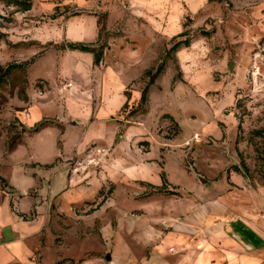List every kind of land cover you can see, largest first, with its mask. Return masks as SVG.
Listing matches in <instances>:
<instances>
[{
    "label": "crops",
    "instance_id": "obj_1",
    "mask_svg": "<svg viewBox=\"0 0 264 264\" xmlns=\"http://www.w3.org/2000/svg\"><path fill=\"white\" fill-rule=\"evenodd\" d=\"M30 1L28 9H12V20L0 17L1 65L5 69L14 63L18 70L29 62L24 84L29 99H19L20 109L9 116L0 114V122L17 124L19 130L12 148L10 132H0L4 180L0 181V264H36L39 251L45 246L52 249L54 220L61 214L82 218L85 225L97 223L100 230L104 226L112 239L109 259L113 262L120 260L116 244L121 234L143 252L139 264H264L262 223L253 226L241 217L236 223L228 220L232 213L225 198L211 195L200 205L194 194L198 182L174 179V171L184 167L176 139L165 148V138L147 129L145 119L131 121L123 115L126 105L132 107L141 99V87L134 80L150 68V61L141 62L146 56L141 49L134 50L133 58L127 54L126 61L117 58L105 68L102 55L97 61L93 52L68 47L69 43L96 46L100 12L110 10L117 1ZM0 6L5 12L11 8L4 0ZM165 6L160 3L158 10ZM179 27L167 34L163 24L158 34L143 36V41L165 43L182 33L183 26ZM166 68L152 88L164 86V76L174 75L172 67ZM64 82H72V89L62 92L59 86ZM152 136L157 146L138 145V140ZM91 142L110 150L96 166H105L109 173L104 186H111L110 204L104 186L93 199L79 188L82 170L74 168ZM164 174L165 188L182 192V197L159 191ZM75 176L79 183L73 181ZM74 187L79 189L68 196ZM131 199L147 200L148 210L150 202L156 205L150 221L141 220L144 208L120 206ZM202 219L205 223L200 225ZM239 234L253 239L254 251L234 241L232 237Z\"/></svg>",
    "mask_w": 264,
    "mask_h": 264
},
{
    "label": "rangeland",
    "instance_id": "obj_2",
    "mask_svg": "<svg viewBox=\"0 0 264 264\" xmlns=\"http://www.w3.org/2000/svg\"><path fill=\"white\" fill-rule=\"evenodd\" d=\"M116 1L117 5L113 3L110 10L100 12V40L95 48L102 51L103 66L107 68L117 58L122 61L129 56L133 58L139 47L146 55L141 62L150 61V68L134 80L141 91L150 81L147 71H155L160 65H164L163 71L168 66L175 71L168 78L164 76V86L150 85L146 102L141 103L140 99L137 105H126L123 115L127 114L131 121L145 119L147 129L165 138V148H170L169 144L176 139L178 157L184 167L174 171V179L184 184L197 181L198 190L194 194L200 205L211 195L220 200L225 198L224 203L232 213L228 220L236 223L241 217L250 220L253 226L262 223L264 229V0ZM162 2L166 4L165 10L159 11ZM6 4L11 8L5 12L0 6V17L12 20V9L22 6ZM163 24L167 25V34L182 25L184 35L165 43L143 41V36L158 34ZM185 40L190 43L184 44ZM179 41L182 44L170 50ZM1 62L2 58L0 67ZM28 64L18 70L13 68L0 85V114L9 116L20 109L19 99H29L28 86H24ZM256 66H260V73L253 76ZM1 68L4 70V66ZM17 127L0 122V132L2 129L10 132V143L18 141ZM196 133L199 139H195ZM152 137H143L138 145L157 146V139ZM97 147L109 148L91 142L81 159L85 160ZM108 179L105 166L83 168L79 187L82 195L95 198ZM73 181L79 183L78 176ZM79 188H72L68 196ZM103 188L106 203L110 204L111 186ZM176 195L183 196L182 192ZM147 204V200L131 199L120 206L144 208L141 220L145 222L151 220L156 210L155 204H150V210ZM204 223L200 220V225ZM99 227L97 223L85 225L82 218L59 215L54 220L53 247L45 246L44 251H39L36 264H139L143 252L137 250L136 242L131 243L121 234L116 244L120 260L109 259L112 239L104 226L101 230ZM249 237L245 239L239 234L232 238L254 251V241ZM166 243L169 245V241Z\"/></svg>",
    "mask_w": 264,
    "mask_h": 264
},
{
    "label": "trees",
    "instance_id": "obj_3",
    "mask_svg": "<svg viewBox=\"0 0 264 264\" xmlns=\"http://www.w3.org/2000/svg\"><path fill=\"white\" fill-rule=\"evenodd\" d=\"M6 2H11L12 5L20 4L23 9H28L31 7V1L30 0H4ZM184 35V32L179 34V36ZM184 44L188 45L190 43L189 40H185L183 42ZM182 44L181 41L174 43V45L170 48V50H176L180 45ZM68 47L70 49H81L84 51H90L94 52L96 55V60L98 61L100 59V56L102 55V51L97 52L95 46L88 45V44H77V43H69ZM16 64H10L8 67H6L4 70L0 67V85L5 81V78H7L8 74L13 70V68H16ZM164 65H160L155 71H147L148 74H150V81L146 85V87L141 91V103L146 102L148 98L149 88L150 85H152L156 79L159 77V75L163 72ZM45 123L40 124L36 129H39L41 126H43ZM16 142L10 143V148L14 147ZM164 180H165V174H164ZM0 181H4L0 177ZM167 186V180H165L164 187L160 189V192H164L167 194H179L178 191L169 190L165 188Z\"/></svg>",
    "mask_w": 264,
    "mask_h": 264
},
{
    "label": "built area",
    "instance_id": "obj_4",
    "mask_svg": "<svg viewBox=\"0 0 264 264\" xmlns=\"http://www.w3.org/2000/svg\"><path fill=\"white\" fill-rule=\"evenodd\" d=\"M259 73H260V66H256L252 72V75L257 76ZM72 86H73L72 82H64V83L60 84L59 89L62 92H65L69 89H72ZM194 137H195V139H199V137H200L199 133H196ZM108 151H110V150L105 149V148H100V147L93 149V151L88 153L85 160H80L78 162L77 167H75L74 169L78 171V170H82L83 168L86 169L90 166H99L102 162V158L104 156H106ZM1 234H2V230L0 227V236H1Z\"/></svg>",
    "mask_w": 264,
    "mask_h": 264
}]
</instances>
